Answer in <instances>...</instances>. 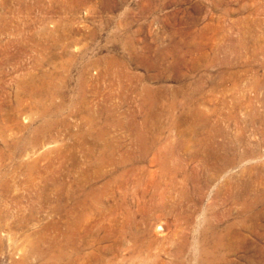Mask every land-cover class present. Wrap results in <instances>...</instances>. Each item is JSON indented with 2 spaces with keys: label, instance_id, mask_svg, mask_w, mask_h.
<instances>
[{
  "label": "rangeland",
  "instance_id": "374dc122",
  "mask_svg": "<svg viewBox=\"0 0 264 264\" xmlns=\"http://www.w3.org/2000/svg\"><path fill=\"white\" fill-rule=\"evenodd\" d=\"M0 25V147L29 141L0 264H264V0H0Z\"/></svg>",
  "mask_w": 264,
  "mask_h": 264
},
{
  "label": "bare ground",
  "instance_id": "6f19581e",
  "mask_svg": "<svg viewBox=\"0 0 264 264\" xmlns=\"http://www.w3.org/2000/svg\"><path fill=\"white\" fill-rule=\"evenodd\" d=\"M1 26V25H0ZM60 30V26L59 25H57V26H55L53 29H51V30H46V34H47V36H49V38L51 39V40H54L55 38H56V35H57V32ZM38 40V39H37ZM40 40V39H39ZM38 40V41H39ZM58 40V39H57ZM46 42V41H45ZM48 42V41H47ZM50 42V41H49ZM54 42H55V40H54ZM57 42V41H56ZM39 44V43H38ZM54 44V43H53ZM46 46V45H45ZM49 46V45H48ZM54 46V45H53ZM48 50V49H47ZM38 79V78H37ZM148 90V89H147ZM190 101V100H189ZM193 101V100H192ZM256 111H254L252 114H251V116H250V119H251V121H258V120H260V122H263L264 121V119L263 118H261V117H259L256 113H255ZM193 122V121H192ZM17 124V123H16ZM159 126V125H158ZM189 126H190V124H189ZM192 126V125H191ZM21 127V126H20ZM19 128V127H18ZM24 128V127H23ZM161 128V127H160ZM192 128V127H191ZM87 132V131H86ZM80 133L81 134V138L82 137H85L86 135H88L89 133ZM139 132V131H138ZM144 133V132H143ZM196 133V132H195ZM42 132H37V134L35 135V137H34V139H33V141L35 140V142L34 143H36V144H39V143H41L42 141H43V138L44 137H42ZM37 135H39V136H37ZM156 135V134H155ZM159 136H160V134H158ZM198 135V134H197ZM196 135V136H197ZM194 136V134H192L191 135V137H193ZM153 137V136H152ZM78 138H80V137H78ZM86 138V137H85ZM194 138V137H193ZM238 138H240V137H238ZM192 139V138H191ZM82 140V139H81ZM139 140V139H138ZM239 140V139H238ZM241 140V139H240ZM192 141V148H191V151H190V153H189V156L191 157V158H193V157H196L200 152H199V149H200V147H199V145H198V143H199V141H197L196 139H193V140H191ZM27 143L29 144V141L27 140V138H20V140H16V141H13V142H8V143H6L4 146H2V147H0V157L1 158H5V157H11V158H14V157H16V156H22V155H24V154H26L27 153ZM81 143V142H80ZM237 143V142H236ZM142 144V143H141ZM155 144V143H154ZM191 144V143H190ZM83 146V145H82ZM143 146H145V145H143ZM236 146V145H235ZM85 147H87V146H85ZM91 149H94V148H91ZM91 149H89L88 151H86L85 152V155H86V157H87V159L88 160H91V159H93V152L92 151H90ZM174 149V148H173ZM172 149V150H173ZM201 149H202V147H201ZM58 153V152H57ZM256 154V150H254V149H250V148H248L244 153H242L241 155H239L238 154V158L240 159V160H243V159H247L249 156L251 157V156H253V155H255ZM257 155V154H256ZM233 156H234V154H233ZM227 160H228V158H227ZM115 161V160H114ZM229 161H230V163L232 162H235V158H231V159H229ZM38 160L37 159H34V160H32L31 162H29V167H38ZM254 167V166H253ZM253 167H251V169H252V173H250V177L252 176L253 177V175L254 174H256V178H258V177H261V176H264V167L263 168H261V169H257V170H255V171H253V169H255V168H253ZM260 167V166H259ZM175 168V169H174ZM174 168H173V173H175L177 170V168L174 166ZM33 170V169H32ZM72 171V170H71ZM70 171V172H71ZM221 170L218 168V172H220ZM253 174V175H252ZM186 178V177H185ZM259 179V178H258ZM210 180H212V177H209V178H207V181H210ZM251 182H252V178H249V181H247L246 182V184L244 185V190H241V192H233L232 194H230V196H229V199L231 200V201H236V200H239V201H242L241 203V205L244 207V211H245V213H247L248 212V210H250V208H251V202H250V200H249V195H250V193H251V190H252V188H251ZM68 191V190H67ZM59 194V193H58ZM74 195V194H73ZM85 196V195H84ZM87 201V200H86ZM61 204L62 205H60V206H58V210H62V208H61V206H65L64 205V203H63V201L61 202ZM81 204H85V202H83L82 200L81 201H79V200H77L76 201V205H81ZM87 204V203H86ZM57 209V208H56ZM68 209V208H67ZM70 210V209H69ZM57 211V210H56ZM64 211V210H63ZM62 213V212H61ZM72 215V214H71ZM250 217V216H249ZM248 218V217H247ZM247 218H244V219H241L240 220V222L242 223V224H247L246 222H247ZM75 221V220H74ZM73 223V222H72ZM71 224V223H70ZM79 224V223H78ZM99 224V223H98ZM68 227H69V225H68ZM70 229V228H69ZM228 230V232L227 233H230L231 232V230H232V228H231V225H229L228 226V228H227ZM230 230V231H229ZM61 231H62V228H61ZM67 232V231H66ZM64 235V234H63ZM40 237V236H39ZM64 237V236H63ZM69 239V238H68ZM185 241V240H184ZM206 241H207V239L205 240V242L203 243V241L202 242H200L199 243V247H198V252H197V255L196 256H198L199 257V259L201 260V261H203V256H205V255H207L208 254V250H209V248L206 246ZM209 242V241H208ZM211 242V241H210ZM2 243V242H1ZM36 243V242H35ZM61 243V242H60ZM64 243H66V242H64ZM64 243H62L61 244V246L62 245H64ZM31 244V243H30ZM33 244V243H32ZM210 244V246H212L210 249H214V250H218V249H220V248H222V247H225V243L222 241V239H218V238H216V240L214 241V243H209ZM34 245V244H33ZM70 245V244H69ZM208 245V244H207ZM228 245V244H227ZM64 247V246H63ZM70 247V246H69ZM33 248V247H32ZM39 248V247H38ZM75 248V247H74ZM136 248H137V250L139 251V250H141L142 248H141V245H140V243H137L136 244ZM229 249H231L232 248V246L230 247V245H229V247H228ZM183 249V248H182ZM181 249V250H182ZM77 251H79L78 249H76ZM39 251V250H38ZM76 251V252H77ZM75 253V252H74ZM44 254V253H43ZM68 254L66 253L65 254V252L63 251V249H61V247H60V250H58V252H57V254H56V258H58V260L59 261H61V260H63V258H65V256H67ZM174 256H176V259H175V263L174 264H186L185 263V260H183L182 259V255H180V252H176L175 254H174ZM27 257H30V256H27ZM27 259V258H26ZM23 260V259H22ZM28 260H29V258H28ZM56 261V260H55ZM64 261V260H63ZM74 261V260H73ZM19 262V261H18ZM27 263V262H26ZM30 263V262H29ZM164 263V262H163ZM163 263H161V264H163ZM18 264H25V259H24V261L23 262H20V263H18ZM165 264V263H164Z\"/></svg>",
  "mask_w": 264,
  "mask_h": 264
}]
</instances>
